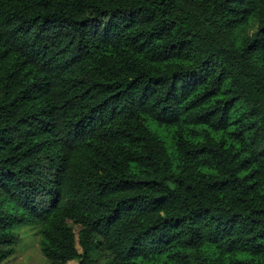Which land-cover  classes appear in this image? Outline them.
<instances>
[{
  "label": "trees",
  "instance_id": "trees-1",
  "mask_svg": "<svg viewBox=\"0 0 264 264\" xmlns=\"http://www.w3.org/2000/svg\"><path fill=\"white\" fill-rule=\"evenodd\" d=\"M26 227L48 264H264V0H0V264Z\"/></svg>",
  "mask_w": 264,
  "mask_h": 264
},
{
  "label": "rangeland",
  "instance_id": "rangeland-1",
  "mask_svg": "<svg viewBox=\"0 0 264 264\" xmlns=\"http://www.w3.org/2000/svg\"><path fill=\"white\" fill-rule=\"evenodd\" d=\"M163 138L168 144L170 143V138L163 134ZM169 154H173V148H169ZM176 160H174L175 163ZM18 245L16 247V254L9 259L6 264H48L47 259L41 252L37 230L34 228H22L17 234ZM101 260L106 258V255L99 257ZM69 264H77V262H71Z\"/></svg>",
  "mask_w": 264,
  "mask_h": 264
}]
</instances>
